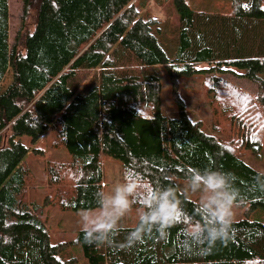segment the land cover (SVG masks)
<instances>
[{
	"label": "trees",
	"instance_id": "trees-1",
	"mask_svg": "<svg viewBox=\"0 0 264 264\" xmlns=\"http://www.w3.org/2000/svg\"><path fill=\"white\" fill-rule=\"evenodd\" d=\"M19 1L21 26L11 40L9 0H0V84L12 76L0 92V264H81L71 243L52 241L42 215L48 205L95 208L104 156L120 161L122 177L177 188L181 212L197 219L177 185L188 168L232 173L238 207L264 212V172L244 160L264 147V0H222L220 15L169 0L162 21L148 0ZM192 80L204 90L211 131L183 97ZM165 83L173 113L158 117L142 89L160 95ZM47 130L71 158L46 163L50 193L39 204L28 147L17 138L35 141ZM250 217L233 221L228 239L211 245L190 244L181 225L166 241L153 233L131 248L119 245L136 225L120 227L111 246L86 243L81 230L74 242L85 264H264V220Z\"/></svg>",
	"mask_w": 264,
	"mask_h": 264
},
{
	"label": "clouds",
	"instance_id": "clouds-1",
	"mask_svg": "<svg viewBox=\"0 0 264 264\" xmlns=\"http://www.w3.org/2000/svg\"><path fill=\"white\" fill-rule=\"evenodd\" d=\"M169 179H171L169 177ZM185 194H199V218L181 212L177 188L145 187L146 181L124 173L121 182L110 191L95 193V208L79 212L81 232L86 243L111 246L120 233L119 222L134 205H139L136 226L127 231L121 248L144 244L153 233L167 240L169 230L181 225L186 241L192 245H209L228 239L234 221V208L243 201L234 186L232 173L205 168H188L185 172Z\"/></svg>",
	"mask_w": 264,
	"mask_h": 264
},
{
	"label": "rangeland",
	"instance_id": "rangeland-1",
	"mask_svg": "<svg viewBox=\"0 0 264 264\" xmlns=\"http://www.w3.org/2000/svg\"><path fill=\"white\" fill-rule=\"evenodd\" d=\"M169 0H148L147 5L151 14L159 19H168ZM187 3L198 12H203L210 15H220L226 10V3L222 0H186ZM21 13H22V3L19 0H9V36L12 40L15 32L21 26ZM172 14V13H171ZM171 18V17H170ZM165 79V76L162 75ZM11 71H9L0 84V92H2L8 84L11 82ZM235 83L243 90L250 92H255L256 87L254 84L248 82V80H242L236 78ZM87 80L84 81L86 83ZM188 85L192 88L187 91L183 90V97L187 100L189 111L195 118H200L204 122V127L211 131L212 126V114L210 107L207 103V99L200 85L199 80H192ZM146 88V87H140ZM151 92V91H150ZM142 94L144 97H154L156 102L158 117L161 114H166L167 116L172 115L173 106L169 101L168 87L165 83L164 90L162 94L149 96L147 89H142ZM154 136V135H153ZM54 137V132L52 130H47L42 136L37 140L32 141L31 137L28 135H23L17 138L22 144L28 147V152L24 158L25 163L30 168L35 185V201L39 204L43 203V199L50 190L47 187V175L45 173L46 163L49 161H61L67 162L70 160V155L65 148L54 147L52 144ZM156 141L157 136L153 137ZM40 151V152H39ZM247 164L254 167L255 169L264 172V147L260 152L259 156H255L253 153L247 152L244 157ZM122 164L117 159L110 156H104L103 158V174H104V191H110L114 184L121 182L122 180ZM178 188L183 192L186 186L185 182H177ZM184 193V192H183ZM185 194V193H184ZM189 200L194 203L195 209L199 211V194H185ZM140 209H132L129 213L125 215L124 218L119 222V227H133L136 225L138 220V213ZM79 211H60L56 206L48 205L44 208L42 215L43 220L48 226L50 235L52 236L53 242H67L71 243V252L79 256L80 263L85 264L86 261L82 254V249L79 244L75 243V238L79 230H81L79 222ZM246 216H251L250 218H261L264 220V212L257 210L251 214H245L243 208H234V221L240 220Z\"/></svg>",
	"mask_w": 264,
	"mask_h": 264
}]
</instances>
